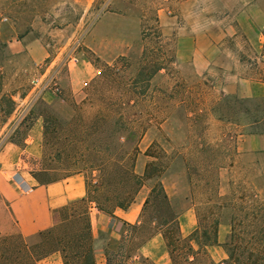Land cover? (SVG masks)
<instances>
[{"label": "rangeland", "instance_id": "1", "mask_svg": "<svg viewBox=\"0 0 264 264\" xmlns=\"http://www.w3.org/2000/svg\"><path fill=\"white\" fill-rule=\"evenodd\" d=\"M251 4L246 14L253 23L239 30L234 18L247 6L231 0H0V137L28 106L33 80L64 62L58 94L28 107L23 122L50 117L59 132L32 174L60 180L84 164L106 168L120 160L142 176L151 164L157 178L143 183L136 207L160 182L175 214L193 208L197 227H225L222 247L232 260L227 255L223 264H264V154L237 152L243 135L264 134V0ZM198 33L217 46L202 59L205 68L189 53V35ZM31 43L40 54L26 48ZM71 51L77 61H67ZM227 84L237 91L229 93ZM251 86L254 93L246 92ZM114 117L129 132L110 157L104 120ZM82 130L90 133L85 156L58 160L57 148L66 146L68 154L81 148L63 138ZM109 172L118 188L117 173ZM82 174L91 184L100 175ZM107 186L94 195L100 201ZM72 210L81 214L85 205ZM158 212L153 203L142 205L136 230L124 227L120 244L129 264H137L138 249L157 234ZM176 247L175 264H212L204 254L189 263L184 247Z\"/></svg>", "mask_w": 264, "mask_h": 264}, {"label": "crops", "instance_id": "2", "mask_svg": "<svg viewBox=\"0 0 264 264\" xmlns=\"http://www.w3.org/2000/svg\"><path fill=\"white\" fill-rule=\"evenodd\" d=\"M231 2L237 7L247 6L245 12L239 14L240 17L236 15L234 18L237 25L239 24L238 29L244 30V26L248 27V24L253 23L251 18H254V15L250 13L251 18L248 20V14H246L247 9L252 6V0H231ZM196 31L198 32L199 29H188V32L196 33ZM225 32H221L219 37H225ZM188 39L189 53L194 60H197L200 67L205 68L206 64L202 59L208 53L216 51L217 46L208 44L207 36L199 33L195 36L189 35ZM194 40H196L195 44ZM26 48L28 50L32 48L36 50V54H40L35 44L31 43ZM83 70L87 75H92L94 71V69L90 70L88 65H84ZM225 87L229 93L237 91L236 85L227 84ZM254 91L253 86L246 89L248 93H254ZM262 95L264 96V93ZM26 118L27 114L0 137V237L9 235L29 237L47 230L56 224V210L86 198V179L82 173H75L45 185H39L33 178L32 168L41 164L43 159V119L40 115L34 116L28 126H24L23 122ZM242 137V144L237 150L239 154H260L261 152L264 154V134H250ZM18 179L29 188L27 191L18 184ZM143 202L139 207L133 203L127 210L116 209L112 214L99 211L92 203L88 204L87 214L91 233L99 243L96 253H101L97 264L105 263L104 250H117L126 224L139 223ZM178 221L183 238L190 236L197 228L193 208L183 212ZM224 231L225 227L219 226L217 228L218 245L208 246L205 250L214 264H223L227 260V254L222 247ZM191 246L195 251L198 250L195 242L192 241ZM135 258L138 261L140 258L148 259L154 264H172L160 234H156L141 245ZM39 264H63V261L59 253H54L41 260Z\"/></svg>", "mask_w": 264, "mask_h": 264}, {"label": "trees", "instance_id": "3", "mask_svg": "<svg viewBox=\"0 0 264 264\" xmlns=\"http://www.w3.org/2000/svg\"><path fill=\"white\" fill-rule=\"evenodd\" d=\"M236 101L241 104L250 100L240 99ZM261 101L264 102V98H262ZM246 112H248V110H246ZM252 123H256V120ZM104 125L107 129L104 136L110 145V148H107L105 153H109L108 155L113 157L114 154H117L120 151V140L129 132V130L126 128V123L121 118L117 117L105 119ZM58 133L56 120L50 117H44L42 160L45 158V147L48 146L49 138H55ZM89 138L90 133L83 130L80 134H78L77 138L73 133H70L69 136L63 138V142H67L72 146L75 142L79 141L82 143L81 148H79V150L71 148V152L69 154L66 146L65 148H57L56 151L58 152L55 154L56 158L60 160L63 155H66L65 157H78V159L84 157L89 148L83 145L88 142ZM121 163L122 162L120 160H115L114 163H110V165H107L106 168L88 166L84 164L82 168L77 169L75 173L90 172L91 178H94L92 177L93 171H97L98 174H100L97 176L95 184L89 183L85 177L86 198L56 210V224L47 230L38 232L37 234L29 237H22L21 235L1 236L0 264H39L41 260L54 253L60 254L63 264H97L95 260V252L98 249V244L91 233L90 222L87 214L88 204H95L99 211L107 214H112L116 209L125 211L135 202V197L143 186V183L157 178L154 173L150 172V168L152 166L151 164L147 165L142 176H137L133 171L128 170L127 167L123 166ZM109 170H113L117 173L118 188L112 186L114 176L113 173L110 174ZM32 176L39 185H45L56 181L50 180L42 182L35 175L32 174ZM106 184L108 185V193H106L100 201L94 195L98 193L101 188H105ZM130 185H132V187L129 189ZM150 203H153L155 208H157V212L160 211L154 216L153 223H156L158 226L157 234L161 235L172 264L176 263L174 258V249H179L176 247L178 244H181L184 247L183 249L186 250L187 256L185 260L189 263L200 254L207 255L205 251L206 247L218 245V223L212 227L211 230L197 227L196 230L187 238H183L181 236L178 221L179 214H175L173 212L170 199L165 193L160 182H156L152 187L149 197L144 201L143 208H146L150 205ZM78 205H85V210L81 214L74 213L72 210ZM139 224L140 221L138 224H126V226L136 230ZM123 240L124 232L121 235L120 243ZM192 241L197 244V251L192 248ZM120 243L116 251L104 250V264H129L131 256L126 254L123 255ZM183 243L185 245H183ZM226 254L228 255L229 260H232V255L228 251ZM211 263L213 264V262ZM137 264L154 263L148 259L140 258Z\"/></svg>", "mask_w": 264, "mask_h": 264}, {"label": "built area", "instance_id": "4", "mask_svg": "<svg viewBox=\"0 0 264 264\" xmlns=\"http://www.w3.org/2000/svg\"><path fill=\"white\" fill-rule=\"evenodd\" d=\"M68 62L77 61V59L74 57L73 52L71 51L68 55ZM64 62H61L58 65L53 64L49 71L46 72V74H43L42 76L35 78L32 82L31 87V98L29 101L28 106L23 109L18 115L15 120V123L12 127H14L18 122L22 120V118L28 113L27 109L28 107L35 104L38 100H40L45 94H53L56 95L59 92V87L57 83V75L59 73V67L63 65ZM0 148H1V142H0ZM18 184L21 185L24 191H27L29 188L24 186L23 182L21 180H17Z\"/></svg>", "mask_w": 264, "mask_h": 264}]
</instances>
